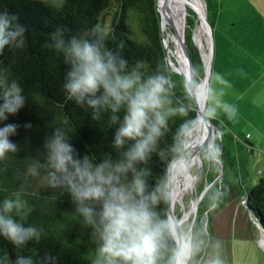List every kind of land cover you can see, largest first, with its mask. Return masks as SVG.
<instances>
[{"label": "trees", "instance_id": "obj_1", "mask_svg": "<svg viewBox=\"0 0 264 264\" xmlns=\"http://www.w3.org/2000/svg\"><path fill=\"white\" fill-rule=\"evenodd\" d=\"M204 2L205 18L212 27L220 0ZM163 6L165 8V4ZM5 10L19 16L20 23L28 30L24 48L6 47L0 54V69L5 70L10 79L19 81L26 97L25 106L17 114L0 122V127L9 123L18 126L16 134L10 139L20 149L16 154H9L8 159L0 161V201L19 191L27 201L25 212L28 222L42 228L43 235L39 243L30 242L22 249L13 248L8 241L0 238V256L7 255L9 264L17 254L32 256L36 264H40L44 257L49 258L47 264H92L99 242L92 225L86 223L76 211V205L65 189L47 186L43 170L33 174L28 169L33 166L38 153L43 151L45 137L50 136L57 126L70 129L71 143L77 152L81 156L89 155L94 162L104 159L117 161L131 142L125 148L116 149L113 140L118 125L109 119L110 111H101L99 119L93 120L92 109L77 106L67 98L63 90L67 66L63 57L46 48L45 43L49 33L57 27L66 29L64 38L67 40L73 34L95 39L90 35V30L98 26L109 34L104 47L114 53L119 51L129 65L139 62L142 78L153 74L168 78L171 88L165 110L175 111L167 116L162 135L148 157L135 166L144 175L149 189L156 186L162 188L165 199L155 211L160 218L168 220L167 169L182 146L184 148L185 136L196 117L193 97L186 89L184 76L169 65L180 70L176 60L175 64L172 63L173 50L166 33L179 30L181 35L184 15L179 19L175 12H165L164 28L156 0H65L61 9L52 8L49 0H0V11ZM172 16L176 17V25L169 28V22L174 19ZM196 17L191 8H186L183 37L194 81L198 82L204 74V66L199 50L192 41L194 23L197 21L195 29L203 43L209 42V36L208 32L199 28V18ZM210 119L218 133L219 153L216 154L222 164V173L218 181L208 177L211 184L199 200L191 224L190 241L197 247L193 256L196 264H211L214 258L227 256L225 252H228V246L222 245L217 234L212 232V219L219 209L234 203L237 198L242 199L243 230L248 229L251 233L253 228L257 230L259 226L264 231V173L254 184H248V146L218 118L211 116ZM25 125L31 127L26 128ZM177 159L172 161L170 169L171 184L178 168L173 187L181 174L182 154L176 166ZM127 180H131V174L125 178V182ZM230 232L227 234L230 235ZM228 238L224 241L227 242ZM175 250L176 242L171 233L161 250L158 264H169Z\"/></svg>", "mask_w": 264, "mask_h": 264}, {"label": "clouds", "instance_id": "obj_2", "mask_svg": "<svg viewBox=\"0 0 264 264\" xmlns=\"http://www.w3.org/2000/svg\"><path fill=\"white\" fill-rule=\"evenodd\" d=\"M64 3L65 0H49L54 9L63 8ZM27 30L19 16L0 11V54L6 47L24 48ZM65 31L57 27L49 33L45 47L62 56L67 66L63 82L67 98L77 106L92 109L93 120L99 119L101 111H110L109 119L118 125L113 146L122 149L131 143L117 161L94 162L89 155L77 152L71 143L70 129L57 126L45 137L43 151L28 171L38 174V170H43L46 185L65 189L76 211L92 225L99 241L92 264H158L172 231L168 220L155 211L165 195L160 186L149 189L144 175L135 166L148 157L162 135L167 116L175 111L165 110L171 84L162 74L142 78L139 62L129 65L119 51L106 49L104 41L109 35L106 30L93 27L90 35L95 39L73 34L67 40ZM23 93L19 81L10 79L0 69V122L25 106ZM223 107L229 119L236 115L234 106ZM215 113L214 107L208 108L210 117ZM17 127L11 123L0 127V161L20 150L10 139ZM129 174L131 180L125 182ZM26 207L27 201L19 191L0 201V238L15 249L42 239L43 229L28 222ZM196 251V245L188 241L172 254L169 264H190ZM48 259L44 257L40 264H47ZM0 264H9V257L0 256ZM11 264L36 262L32 256L17 254ZM211 264L225 262L216 257Z\"/></svg>", "mask_w": 264, "mask_h": 264}, {"label": "crops", "instance_id": "obj_3", "mask_svg": "<svg viewBox=\"0 0 264 264\" xmlns=\"http://www.w3.org/2000/svg\"><path fill=\"white\" fill-rule=\"evenodd\" d=\"M210 34L209 92L236 110L229 119L216 107L213 117L264 157V0H220ZM238 114L244 124L236 122Z\"/></svg>", "mask_w": 264, "mask_h": 264}, {"label": "rangeland", "instance_id": "obj_4", "mask_svg": "<svg viewBox=\"0 0 264 264\" xmlns=\"http://www.w3.org/2000/svg\"><path fill=\"white\" fill-rule=\"evenodd\" d=\"M160 2L162 5L165 4L166 9L165 8L164 9L166 13L173 11L175 12L177 18L182 17V15L186 14L185 12L186 8H190L189 6H184L180 4L179 8L174 10L169 0H160ZM172 17L174 19L169 22L168 27L170 25L172 27L176 25L175 24L176 17L174 16ZM183 23H184L183 25V33H184L185 18H184ZM199 25H200V19H199ZM193 29H195V23H194ZM169 34H170V31L166 33V37H167V41L169 45L171 46L173 50L172 63L175 64V60H176L177 65L180 66L179 62L181 59H180L177 46L175 42L169 37ZM177 34L178 32L173 33L176 39H178ZM192 34H193V31H192ZM192 41H193V37H192ZM193 43L195 44L194 41ZM208 43L209 42L203 43L204 53L208 47ZM195 46L197 47L196 44ZM184 64L187 67L186 61L184 62ZM200 82L196 85L198 86ZM206 93H207V97L205 99L206 103L204 105V108H205V113L209 116L208 114L209 107H214V108L223 107L225 103L217 101L216 100L217 97L213 96L212 93L209 92L208 86H207ZM242 113L243 115H246V112H242ZM219 114H223V112H220ZM242 121H243V116L239 115L236 122L238 124H244L242 123ZM245 128H249V127L245 124ZM247 130H250V129H247ZM214 135H215L214 137L215 141H214L213 149H214V152L217 153L216 149H218V139L219 138H218L217 131L215 128H214ZM200 150H201V156H202V165L201 167H198V168L196 166H193L191 169L192 173L195 174L193 186L185 190L184 195L181 197L180 200L179 199L175 200V207H174L175 222L177 223L179 227L181 226V224L183 225V230L185 233L189 232V236L186 238V242L191 240L190 222L193 217L192 206H193V203L195 202L194 199L199 194L203 186L208 183V177L213 178V181H218L222 173V171L220 172L219 161H217L213 157L214 153L209 152L207 148L206 139H204L201 142ZM263 159H264L263 156L259 157L258 152H249V151L247 152L246 169H247L248 184L250 185L254 184L256 180L258 179V177L262 173H264ZM188 212H189V215L187 216V220L185 222L184 221L185 215ZM214 215L215 216L212 219V229H213L212 232L214 234H217V239L220 240L219 242L222 245L228 246V252H225L227 256L225 258H224V255L221 256V259L224 260L225 264H264V240L261 239V234L259 235L258 229L254 230L253 228L251 233L249 232L248 229L243 230L245 219H244V211L242 207V199L237 198L234 203L225 205L224 207L219 209L218 212H216ZM229 232H230V235L227 234ZM226 237H229L227 242L224 241ZM227 258H228V261H226ZM190 264H196L194 257L190 261Z\"/></svg>", "mask_w": 264, "mask_h": 264}, {"label": "bare ground", "instance_id": "obj_5", "mask_svg": "<svg viewBox=\"0 0 264 264\" xmlns=\"http://www.w3.org/2000/svg\"><path fill=\"white\" fill-rule=\"evenodd\" d=\"M170 4L172 5L173 9L176 10L179 8L180 4L184 6H189L193 9V11L196 12L198 18L200 19V29H202L203 32H208L209 36V43L208 47L204 53L203 50V40L196 32L195 29H193L192 37L194 38L193 41L199 48L201 55L203 57V60L205 62L206 70L209 68V60H210V53H211V34H210V28L209 24H207L203 20V1L202 0H169ZM159 9L162 14V22L163 27L165 28V9L164 6L161 4L160 0H158ZM180 19V17H179ZM197 23H195L196 26ZM178 35H180V32L178 30ZM169 37L175 42L179 55H180V71L186 73L187 67L185 66L184 62V56L181 50L179 39H176L172 32H170ZM206 80H201L200 84L194 88L195 90V100H196V117L194 118V121L187 132L185 136V142H184V148L182 154V160L181 162V174L179 177V180H176V183L173 187L175 178L178 173V168L176 170L175 177L173 179V182L171 181L170 184V169L172 167L173 162L181 156V154L173 160V162L170 165L169 168V189H170V207L172 212V220L175 222V216H174V207H175V200L181 199V197L184 195V192L187 188L193 186L194 183V176L195 174L192 173L191 169L193 166H196L197 168L202 165V156H201V150L200 145L201 142L206 139L207 140V148L209 152H214V128L209 124V122L201 117V113L204 111V101H205V93H206ZM204 138V139H203ZM210 153V154H211ZM178 159L176 166L178 164ZM195 167V168H196ZM207 169V168H206ZM173 188V189H172ZM195 202L193 203L194 206ZM192 206V209H193ZM189 215V212L185 215L184 221L186 222L187 216ZM172 230L175 236H179V242H178V249H181L186 244V238L189 236V232L185 233L183 230V225L179 227L177 225V228L174 227L172 221ZM261 239L264 240V232H261Z\"/></svg>", "mask_w": 264, "mask_h": 264}, {"label": "water", "instance_id": "obj_6", "mask_svg": "<svg viewBox=\"0 0 264 264\" xmlns=\"http://www.w3.org/2000/svg\"><path fill=\"white\" fill-rule=\"evenodd\" d=\"M202 1H203V20L208 24V22L206 21V18H205V2H204V0H202ZM157 2H158V1L156 0L157 9H158V11H159V13H160V19H161V11H160L159 8H158V3H157ZM185 12H186V11H185ZM184 18H185V14H184V16H183V22H184ZM183 25H184V23H183ZM161 26H162V25H161ZM209 28H210V30H211L210 25H209ZM177 36H178V39H179V42H180V46H181V50H182V53H183L184 59H185V61H186V63H187V72L184 73V72H182V71H180V70L174 68L169 62H168V63H169L170 67H171L173 70H175V71L181 73V74L184 76L186 89H187V91L190 93V95L193 97V101H194V104H195V110H196V100H195V90H194V88H195V85L198 84V83H199L201 80H203V79H205V80H206V83H207V81H208V80H207V79H208V70H206L205 62H204V60L202 59L203 66H204V74H203V76L200 78V80H199L198 82H195V81H194L193 68H192L191 61H190V58H189V55H188V52H187V49H186V46H185V43H184L183 32L181 33V35H178V34H177ZM163 43H164V45H165L164 40H163ZM165 47H166V45H165ZM197 48H198V47H197ZM198 50H199V48H198ZM166 51H167V49H166ZM199 53H200V55H201L200 50H199ZM201 58H202V57H201ZM206 91H207V85H206ZM206 94H207V93H205V99H206ZM204 105H205V101H204ZM195 115H196V113H195ZM194 117H195V116H194ZM201 117H202L203 119L207 120V121L209 122V124H210L213 128H215L214 125H213V123H212V121H211V119H210V117L205 113V111H203V112L201 113ZM193 119H194V118H193ZM192 121H193V120H192ZM191 123H192V122H191ZM190 125H191V124H190ZM189 127H190V126H189ZM188 129H189V128H188ZM216 131H217V130H216ZM217 135H218V133H217ZM182 151H183V146H182L181 151H180V152H179V153H178V154H177V155L171 160V162H172L175 158H177V157L182 153ZM213 157H214L217 161H219V163H220V172H221V171H222V164H221V162H220L219 157L217 156V154H213ZM171 162H170V164H171ZM170 164H169L168 169H167V180H166V187H167V201H168L167 215H168V222L171 224V221H172L174 227L177 228V223L174 222V221L172 220V212H171V207H170V189H169V167H170ZM199 167H200V166H199ZM210 184H211V182L205 184V185L203 186V188L201 189V191L199 192V194H198V195L196 196V198L194 199V200H195V204H194L193 209H192V211H193V217H192V219H191L190 226H191V224H192V222H193V219H194V216H195V213H196V207H197V205H198V202H199V200L201 199V197H202L204 191L207 189V187H208ZM257 227H258V233H259V235L261 234V232H264L263 229H261L259 226H257ZM171 233H172V235H173V237H174V240H175V242H176V250H175V252H177V249H178V242H179V239H180V238H179V236H175V234L173 233V230L171 231Z\"/></svg>", "mask_w": 264, "mask_h": 264}, {"label": "built area", "instance_id": "obj_7", "mask_svg": "<svg viewBox=\"0 0 264 264\" xmlns=\"http://www.w3.org/2000/svg\"><path fill=\"white\" fill-rule=\"evenodd\" d=\"M203 58V57H202Z\"/></svg>", "mask_w": 264, "mask_h": 264}]
</instances>
